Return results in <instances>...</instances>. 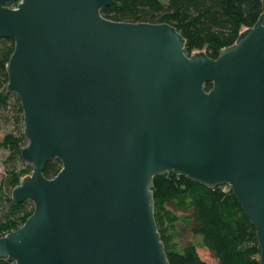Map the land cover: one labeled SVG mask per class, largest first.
<instances>
[{
    "label": "water",
    "instance_id": "95a60500",
    "mask_svg": "<svg viewBox=\"0 0 264 264\" xmlns=\"http://www.w3.org/2000/svg\"><path fill=\"white\" fill-rule=\"evenodd\" d=\"M112 2L0 0V38L14 43L5 91L19 98L20 156L32 166L11 198L33 203L0 237V258L170 264L152 187L173 171L228 187L264 264V0L255 24L216 58L206 44L187 55L168 23L103 17ZM54 158L61 168L47 178Z\"/></svg>",
    "mask_w": 264,
    "mask_h": 264
},
{
    "label": "trees",
    "instance_id": "16d2710c",
    "mask_svg": "<svg viewBox=\"0 0 264 264\" xmlns=\"http://www.w3.org/2000/svg\"><path fill=\"white\" fill-rule=\"evenodd\" d=\"M261 5V0H113L101 9V15L122 22L168 23L185 38L187 55L206 44L204 54L216 58L221 48L236 41L241 26L255 24ZM13 46L11 39L0 38V118L13 128L0 140V147L9 152L6 172L0 178V237L20 227L33 211L31 201L15 203L11 198L21 177L32 171L20 156L27 140L19 98L5 91L6 64ZM210 87L209 82L205 84L206 89ZM17 160L22 161L19 169ZM60 168V160L51 159L43 175L51 178ZM152 193L155 222L170 264H207L198 256L197 247L209 250L218 264H259L255 228L227 186L207 188L169 171L153 178ZM183 234L198 241L179 246L177 239ZM0 264L12 263L0 258Z\"/></svg>",
    "mask_w": 264,
    "mask_h": 264
},
{
    "label": "rangeland",
    "instance_id": "374dc122",
    "mask_svg": "<svg viewBox=\"0 0 264 264\" xmlns=\"http://www.w3.org/2000/svg\"><path fill=\"white\" fill-rule=\"evenodd\" d=\"M15 6V4H14ZM6 114V113H3ZM13 128L10 124L6 122L4 117L0 118V140L4 136L6 132L11 131ZM9 152L3 147H0V178L3 176V174L6 172L5 169V163L7 162ZM24 161V160H23ZM22 161L17 160V169L21 168ZM226 186V185H225ZM177 214H180V211L176 212ZM192 241L196 243L198 241V238L193 237L191 234H183L180 235L177 239L179 246H183L185 242ZM198 256L207 264H218L217 259L210 253L209 250L203 247H197L196 249Z\"/></svg>",
    "mask_w": 264,
    "mask_h": 264
},
{
    "label": "built area",
    "instance_id": "2783aa9c",
    "mask_svg": "<svg viewBox=\"0 0 264 264\" xmlns=\"http://www.w3.org/2000/svg\"><path fill=\"white\" fill-rule=\"evenodd\" d=\"M12 7H15L14 4L12 5Z\"/></svg>",
    "mask_w": 264,
    "mask_h": 264
}]
</instances>
